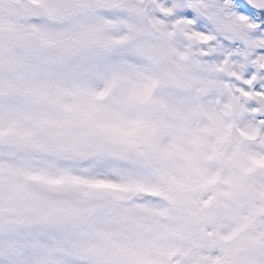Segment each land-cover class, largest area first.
I'll return each instance as SVG.
<instances>
[{"label": "snow or ice", "instance_id": "snow-or-ice-1", "mask_svg": "<svg viewBox=\"0 0 264 264\" xmlns=\"http://www.w3.org/2000/svg\"><path fill=\"white\" fill-rule=\"evenodd\" d=\"M0 264H264V0H0Z\"/></svg>", "mask_w": 264, "mask_h": 264}]
</instances>
